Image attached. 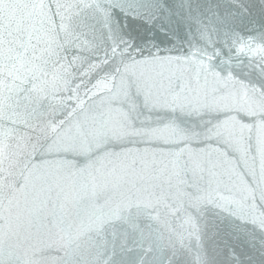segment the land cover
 I'll return each instance as SVG.
<instances>
[{"label": "water", "instance_id": "water-1", "mask_svg": "<svg viewBox=\"0 0 264 264\" xmlns=\"http://www.w3.org/2000/svg\"><path fill=\"white\" fill-rule=\"evenodd\" d=\"M0 264H264V0H0Z\"/></svg>", "mask_w": 264, "mask_h": 264}]
</instances>
